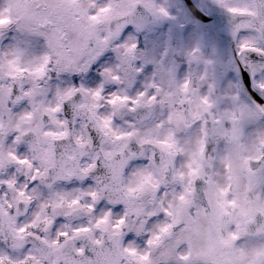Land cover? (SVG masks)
I'll list each match as a JSON object with an SVG mask.
<instances>
[{"label": "clouds", "instance_id": "1", "mask_svg": "<svg viewBox=\"0 0 264 264\" xmlns=\"http://www.w3.org/2000/svg\"><path fill=\"white\" fill-rule=\"evenodd\" d=\"M0 264H264V0H0Z\"/></svg>", "mask_w": 264, "mask_h": 264}]
</instances>
